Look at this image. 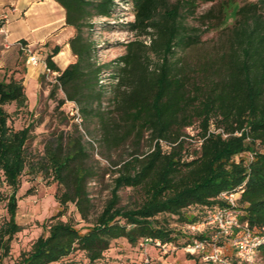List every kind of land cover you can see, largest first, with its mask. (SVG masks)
I'll use <instances>...</instances> for the list:
<instances>
[{
    "label": "rangeland",
    "instance_id": "374dc122",
    "mask_svg": "<svg viewBox=\"0 0 264 264\" xmlns=\"http://www.w3.org/2000/svg\"><path fill=\"white\" fill-rule=\"evenodd\" d=\"M178 1L186 3L185 0H170L172 4ZM249 1L254 0H200L192 11L186 4L180 9L182 21L200 35L201 41L192 48L178 49L174 59L178 64L177 71L190 82L187 89L189 101H194L192 96L198 100L187 110L193 122L183 126L186 118L178 119L166 138H159L155 131L134 123L128 117L122 96L131 92L133 87L117 84V60L126 53L127 43L145 39L149 44L152 37L138 35L130 29L129 23L135 19L132 0H114L110 16L94 14L89 19L76 46H83L85 42L93 46L92 61L102 69L97 78L87 73L84 76L87 79L66 85L58 80L59 72L53 73L44 67L47 56L56 45L61 46L62 52L54 60L62 69L77 60L69 43L75 28L66 23L65 9L64 26H68V30L60 26L62 18H58L50 1L41 2L29 16L12 21L11 31L18 38L6 39L1 44L5 51H0V80L23 79L28 102L26 107L19 108L12 102L4 108L9 113L8 125L15 130L31 125V136L25 144L26 166L17 191L16 221L20 230L10 240L9 249L2 257L3 264L18 262L39 236L48 234L50 224L55 220H69L85 231L110 202L114 201L117 207L125 209L141 205L150 184L155 182L159 161L143 175L142 171L152 160L158 142L162 153L174 151L183 160H191L201 154L203 131L201 116L197 114L202 107L198 101L207 95H220L224 90L234 101L242 102V91L237 89L240 70L236 65L233 68L232 62H240L244 58L246 39L237 43L234 37L236 11ZM7 3L12 4L11 1ZM52 19L55 20V28L48 31L47 22ZM2 20L0 17V22ZM35 25L46 30L40 38L27 35L34 34L32 28ZM258 44L254 41L249 45L253 81L263 68L261 62H264V50L259 55ZM30 56L37 57L39 64H31ZM148 56L151 72H155L160 63L159 55L150 51ZM219 108L223 110L218 109L220 111L214 118H221V114L226 113L224 106ZM210 127L213 129V124ZM256 144L259 145L258 142ZM51 146L59 155L70 156L71 168L65 172L63 181L51 166ZM242 156L250 158L248 152ZM189 171L182 170L176 174L173 184L176 186ZM130 178L136 181L131 182ZM12 191L0 169V225L10 218L8 200ZM80 191L84 196L86 218L77 205V192ZM66 193L73 199L62 203L61 198L65 199ZM199 208L193 205L185 208L182 215L162 213L157 216L160 222L173 230L176 241L159 244L140 238L132 243L126 237L115 238L91 264H209L200 254L186 249L190 237L201 233L187 221L201 213ZM254 231L259 233L262 229ZM224 251L234 255L229 242L224 245ZM89 263L87 252L75 249L62 260L50 264ZM254 264H264V256L259 251H256Z\"/></svg>",
    "mask_w": 264,
    "mask_h": 264
},
{
    "label": "trees",
    "instance_id": "16d2710c",
    "mask_svg": "<svg viewBox=\"0 0 264 264\" xmlns=\"http://www.w3.org/2000/svg\"><path fill=\"white\" fill-rule=\"evenodd\" d=\"M55 1L65 9L66 23L75 28L69 43L77 60L62 69L54 60L62 50L60 45H56L47 56L48 67L60 73L58 80L63 85L87 79L84 77L87 73L97 78L102 68L92 61L94 47L86 42L77 47L76 42L82 39L83 27L89 24L94 14L111 15L114 0ZM185 1L172 4L170 0H132L135 19L129 23L130 29L138 35L152 37L149 44L145 39L129 41L126 53L117 60V84L133 87L131 92L122 96L128 117L134 123L155 131L159 138H166L173 123L180 118H186L183 126L190 125L193 118L187 110L198 100L192 96L194 101H189L187 89L190 82L177 71L178 64L174 59L178 49L192 48L201 41L200 35L184 24L180 11L185 4L192 11L200 0ZM236 14L235 40L240 43L245 38L247 45L243 47L244 58L240 62H232L233 68L236 65L240 70L237 89L242 91V102L234 101L224 90L220 95H207L198 101L202 107L197 114L201 116L203 131L201 154L191 160H183L174 151L162 153L158 142L152 160L142 171L143 175L159 161L155 182L150 184L141 205L125 209L117 207L114 201L110 202L85 231L69 220H55L51 222L48 234L39 236L15 264H50L62 260L75 249L86 251L91 264L113 239L120 237H126L132 243L140 238L160 244L176 241L173 230L160 222L157 216L162 213L182 215L185 208L197 205L201 213L187 221L192 224L202 222L211 210L224 204L219 195L225 190L241 192L238 200L241 222L247 223L252 230L264 228V62H261L263 68L255 81L249 65V45L258 41V54L264 50V0L245 3ZM2 25L1 21L0 28ZM150 51L160 58L155 72H151L148 64ZM12 102L19 108L27 105L23 79L0 80V169L13 189L8 200L10 218L0 225V264H3L2 257L9 249L10 240L20 230L16 221L17 191L26 166L25 144L31 136V125L18 130L8 125L9 113L4 106ZM221 106L225 107L226 113H222L221 118H214L223 110L219 108ZM212 124L213 129L210 127ZM245 152L250 158L242 156ZM49 154L56 176L63 181L65 172L71 168L70 156L59 155L52 146ZM182 170L190 171L175 186L172 180ZM129 180L136 181L135 178ZM77 194V205L86 218L84 196L81 191ZM65 196V199L61 198L62 203L73 199L67 193ZM214 233L211 229L196 233L186 245L194 240L213 241ZM227 242H230L228 237L218 240L223 245ZM258 251L264 256V243ZM234 263H239L236 258H233Z\"/></svg>",
    "mask_w": 264,
    "mask_h": 264
},
{
    "label": "built area",
    "instance_id": "2783aa9c",
    "mask_svg": "<svg viewBox=\"0 0 264 264\" xmlns=\"http://www.w3.org/2000/svg\"><path fill=\"white\" fill-rule=\"evenodd\" d=\"M29 62L37 65L39 59L30 56ZM44 67L47 71H52L47 63L44 64ZM52 72L58 73V71ZM240 195L241 192L238 190H225L220 193L219 198L224 201V204L211 210L206 220L191 224L193 229L200 232L205 231L201 230L202 227L215 231L213 234L214 240H194L192 243L187 244V251L200 254L201 258L209 264H233V258L244 264H254L256 251L264 243V228L256 233L247 223L241 222L238 207ZM223 237L229 238L230 246L234 250V257L224 251L223 244L218 243V240ZM158 243L160 244V242Z\"/></svg>",
    "mask_w": 264,
    "mask_h": 264
},
{
    "label": "crops",
    "instance_id": "0c3cea01",
    "mask_svg": "<svg viewBox=\"0 0 264 264\" xmlns=\"http://www.w3.org/2000/svg\"><path fill=\"white\" fill-rule=\"evenodd\" d=\"M7 1H11L12 4H8ZM45 1H50V5L57 11L58 18H62L60 26H63V29L66 30L70 29L68 26H64L65 15L63 14V7L55 0H0V17H2V21H4L2 27L0 28V51L2 53L3 51H5V49L1 46V44L5 43L4 40L11 39L12 37L14 39L18 38V36H15L11 31L10 24L12 23V21L22 19L23 16H29L31 11L36 8V6ZM54 22V19L47 22L49 28L47 29L48 31H51L55 28V26H53ZM44 29L45 28H40V25H35L32 28L34 34L32 36L30 34L27 35L28 37L32 38H40L46 32V30ZM5 33H7V36H5ZM71 33L72 31L69 30V34ZM59 54L60 53L55 56V59H58L57 57L59 56Z\"/></svg>",
    "mask_w": 264,
    "mask_h": 264
}]
</instances>
